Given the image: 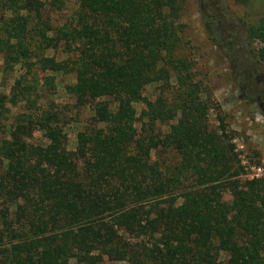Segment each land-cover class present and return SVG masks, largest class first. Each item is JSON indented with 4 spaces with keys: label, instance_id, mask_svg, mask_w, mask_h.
Wrapping results in <instances>:
<instances>
[{
    "label": "trees",
    "instance_id": "16d2710c",
    "mask_svg": "<svg viewBox=\"0 0 264 264\" xmlns=\"http://www.w3.org/2000/svg\"><path fill=\"white\" fill-rule=\"evenodd\" d=\"M235 2L264 68V0ZM65 6L0 0V264H264V180H241L232 132L208 123L181 0H75L59 24ZM39 72L71 77L72 115Z\"/></svg>",
    "mask_w": 264,
    "mask_h": 264
},
{
    "label": "rangeland",
    "instance_id": "374dc122",
    "mask_svg": "<svg viewBox=\"0 0 264 264\" xmlns=\"http://www.w3.org/2000/svg\"><path fill=\"white\" fill-rule=\"evenodd\" d=\"M64 2L65 8L54 13L59 24L71 14L75 5V0ZM251 11L254 16L259 9L252 8ZM243 12L242 5L235 0H181L179 23L182 31L178 51L191 63L193 77L202 86L204 95L211 98L208 123L212 127L218 126L219 115L228 131L232 132L231 143L242 166L240 178L248 181L252 180L251 167H264V68L254 62L252 53L258 45L256 42L249 43L245 37ZM47 55L52 53L49 51ZM46 75H52L54 82L51 87L44 86L42 94L45 99L53 101L58 107L67 104L70 110L67 116L72 115V102L62 89L71 77L39 72V85ZM157 87L158 83L146 86L145 96L153 98ZM134 107L139 111L142 105L134 104ZM88 115V110L84 109L76 115V119L66 117L64 120L68 152L74 150L76 133ZM167 160L173 164L169 158ZM256 179L264 180V177ZM224 199L228 200V195ZM221 262L222 255L219 256Z\"/></svg>",
    "mask_w": 264,
    "mask_h": 264
},
{
    "label": "built area",
    "instance_id": "2783aa9c",
    "mask_svg": "<svg viewBox=\"0 0 264 264\" xmlns=\"http://www.w3.org/2000/svg\"><path fill=\"white\" fill-rule=\"evenodd\" d=\"M251 174L250 178H259L264 177V167L263 166H253L250 168Z\"/></svg>",
    "mask_w": 264,
    "mask_h": 264
}]
</instances>
